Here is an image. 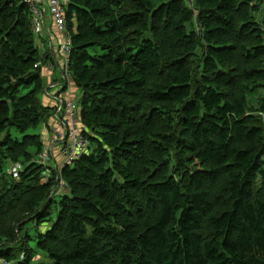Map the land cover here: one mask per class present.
Instances as JSON below:
<instances>
[{"label":"trees","instance_id":"16d2710c","mask_svg":"<svg viewBox=\"0 0 264 264\" xmlns=\"http://www.w3.org/2000/svg\"><path fill=\"white\" fill-rule=\"evenodd\" d=\"M260 5L67 0L89 147L62 167L30 132L50 127L47 57L0 0V264H264Z\"/></svg>","mask_w":264,"mask_h":264},{"label":"built area","instance_id":"2783aa9c","mask_svg":"<svg viewBox=\"0 0 264 264\" xmlns=\"http://www.w3.org/2000/svg\"><path fill=\"white\" fill-rule=\"evenodd\" d=\"M188 1L191 3L192 0ZM22 2L29 10L32 31L37 39L42 38L45 20L50 17L60 35L59 51L62 56L61 67H56L53 64L41 66L42 77L46 75V72L52 75L55 71L58 72V77L49 85V90L52 92L49 93L48 90H45V95L49 96L51 100L53 124L48 129L44 148L36 156L35 162L46 164L58 156L62 161V167L71 166L80 154L88 151L89 143L85 130L79 122L80 107L78 102L60 95V91L71 81L68 70L71 42L65 22L67 0H22ZM262 35L264 40V26H262ZM39 65L38 63L35 67ZM260 116L264 123V115L261 113ZM54 152L58 153L54 154ZM21 170L22 165L17 163L9 168V173L18 177ZM62 188V182H59L51 194L59 193Z\"/></svg>","mask_w":264,"mask_h":264},{"label":"crops","instance_id":"0c3cea01","mask_svg":"<svg viewBox=\"0 0 264 264\" xmlns=\"http://www.w3.org/2000/svg\"><path fill=\"white\" fill-rule=\"evenodd\" d=\"M261 5L260 8H263L264 0H260ZM37 44L40 52L42 55H45L47 57V64H53L56 67H61L62 65V56L59 51V45H60V35L58 34V31L56 30V27L54 26L52 20L50 17H47L45 20L44 25V34L42 38L37 39ZM58 77V72L55 71L52 75L46 72V75L43 77V81L45 84V90L50 93L52 92L49 90V85L51 82H54ZM44 90V103L48 104V102L51 104L50 97L45 95ZM60 95L70 99V100H76L78 99L79 92L77 91V88L73 84L72 81H70L61 91Z\"/></svg>","mask_w":264,"mask_h":264},{"label":"rangeland","instance_id":"374dc122","mask_svg":"<svg viewBox=\"0 0 264 264\" xmlns=\"http://www.w3.org/2000/svg\"><path fill=\"white\" fill-rule=\"evenodd\" d=\"M256 16V18L260 21V23L262 24V26H264V9H261V12H259L257 15H255ZM262 96H264V91H262V90H260L259 89V91H258V93H257V95L253 98V99H248V100H250L251 101V107L252 108H259V106H260V104H258L255 100L257 99V98H261ZM44 96H42V101H43V103H44ZM46 104V103H45ZM47 105H49L50 107H51V104L48 102V104ZM263 115H264V113H263ZM52 120H53V118L51 117L48 121H47V123L49 124V125H51L52 126ZM31 133H35V134H38L39 136H40V138H41V140L44 142V144H45V142H46V139H44L45 137V132H46V130H44V128L42 127V126H39L37 129H35V130H31L30 131ZM42 133H43V135H42ZM43 148H44V146H43ZM58 152H54V154H57ZM56 157H58V156H56ZM46 165H49V162H47L46 163ZM11 166V165H10ZM10 166H9V168H10ZM7 172L9 171V169L7 168V170H6ZM259 183V182H258ZM58 193L56 192H54L53 193V196H55V195H57ZM55 200V202L56 203H58L59 202V200H60V197H58V196H56V198L54 199ZM53 214L54 213H56V209L54 210V208H53ZM33 232V230L31 231V233ZM37 261H40V262H42V261H46L45 259H44V257L43 256H40V255H38V256H36V258H35V262H34V264H36V262Z\"/></svg>","mask_w":264,"mask_h":264}]
</instances>
